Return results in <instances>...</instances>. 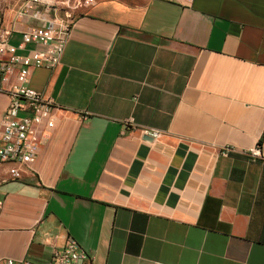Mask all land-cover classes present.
Segmentation results:
<instances>
[{
  "label": "crops",
  "instance_id": "0c3cea01",
  "mask_svg": "<svg viewBox=\"0 0 264 264\" xmlns=\"http://www.w3.org/2000/svg\"><path fill=\"white\" fill-rule=\"evenodd\" d=\"M18 7L14 43L42 24ZM30 85L56 124L22 178L0 162L2 264L68 236L92 264H264V0H94Z\"/></svg>",
  "mask_w": 264,
  "mask_h": 264
},
{
  "label": "built area",
  "instance_id": "2783aa9c",
  "mask_svg": "<svg viewBox=\"0 0 264 264\" xmlns=\"http://www.w3.org/2000/svg\"><path fill=\"white\" fill-rule=\"evenodd\" d=\"M18 3L17 17H32L42 24L22 31L18 43L11 41L12 32L8 27H0V92L9 97L0 122V162L9 164L12 179L22 178L56 124L53 116L56 102L30 85L31 70L37 67L52 69L60 63L75 16L82 8L91 6L94 0H18ZM55 13L61 14L55 16ZM125 125L139 128L134 118L126 120ZM139 130L153 139L163 133L147 126H140ZM229 151V147L223 150L225 154ZM249 154L253 158L262 157L261 146L257 144L251 148ZM92 262V254L68 236L64 246L54 250L47 264ZM3 263L15 264L16 260L7 258ZM23 264L36 263L25 261Z\"/></svg>",
  "mask_w": 264,
  "mask_h": 264
},
{
  "label": "rangeland",
  "instance_id": "374dc122",
  "mask_svg": "<svg viewBox=\"0 0 264 264\" xmlns=\"http://www.w3.org/2000/svg\"><path fill=\"white\" fill-rule=\"evenodd\" d=\"M1 1V0H0ZM16 2V0H3V4L6 6V7H12L13 4Z\"/></svg>",
  "mask_w": 264,
  "mask_h": 264
},
{
  "label": "water",
  "instance_id": "95a60500",
  "mask_svg": "<svg viewBox=\"0 0 264 264\" xmlns=\"http://www.w3.org/2000/svg\"><path fill=\"white\" fill-rule=\"evenodd\" d=\"M148 138L152 139L150 136H147Z\"/></svg>",
  "mask_w": 264,
  "mask_h": 264
}]
</instances>
